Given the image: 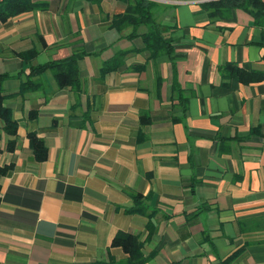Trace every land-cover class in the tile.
I'll return each instance as SVG.
<instances>
[{"label": "crops", "instance_id": "0c3cea01", "mask_svg": "<svg viewBox=\"0 0 264 264\" xmlns=\"http://www.w3.org/2000/svg\"><path fill=\"white\" fill-rule=\"evenodd\" d=\"M33 1L46 9L0 23L4 107L17 125L11 136L0 119V167L12 166L0 177V264L124 261L111 247L117 233L139 238L152 255L145 264H221L239 250L231 264H264V80L222 85L219 73L226 63L264 72L252 18L237 9L210 18L202 5L214 0H153L173 30L183 112L168 59L146 63L141 38H123L131 27H111L123 3ZM32 49L31 64L19 57ZM81 49L79 93L59 90L50 71L29 76L30 65ZM118 51L145 68L101 76ZM29 133L45 161L33 157ZM127 191L146 198L144 215L127 212Z\"/></svg>", "mask_w": 264, "mask_h": 264}, {"label": "trees", "instance_id": "16d2710c", "mask_svg": "<svg viewBox=\"0 0 264 264\" xmlns=\"http://www.w3.org/2000/svg\"><path fill=\"white\" fill-rule=\"evenodd\" d=\"M93 5H100L102 0H85ZM125 5L124 11L114 14L111 20V27L117 32H121L124 27H131V32L124 36L126 40H133L134 38H141L143 48L140 51L149 53L147 62L155 60L158 57L164 56L171 64L172 70V87L171 92L173 98L176 97L180 101L183 112L186 110L187 98L184 91L181 90L177 83L176 65L174 57V47L172 38V28L164 26L158 20L161 4L153 0H118ZM168 8L169 7H162ZM46 9L45 3L34 2L33 0H1L0 1V23H5L7 20L17 17L19 15L43 11ZM202 9L210 18L225 19L234 9L241 10L252 18L253 26L260 28L264 34V1L262 0H214L202 5ZM144 27L145 31L139 33V28ZM122 39V37L120 38ZM42 41V47H46ZM138 52V50H131ZM37 49H32L24 53H20L19 57L23 61L31 62L38 54ZM130 51H118L111 59L105 61L100 68V75L105 76L111 72H127L142 70L145 65L140 67L127 66L124 64V56ZM87 56L86 52L81 49L79 52L73 53L70 57L58 61H50L43 65H30L29 76L41 75L46 71H50L57 83L59 90L70 88L73 92L79 93L81 91V81L78 71V62ZM219 73L222 80V85H226L227 81L235 80L240 84L249 85L258 83L264 80V72L256 70H244L235 63H226L219 67ZM8 76L0 74V119L5 124V131L11 135H16V122L13 121L11 113L8 108L4 107L6 96L2 93V84ZM34 113H31L33 115ZM253 131L252 133H256ZM29 148L37 162H43L47 158V148L42 140L37 138L36 134L29 133ZM8 149L13 150V142H9ZM12 166L0 167V177L10 173ZM133 201V207L128 209V213L145 214L146 206L142 195L127 191ZM143 243L136 235L128 233H117L111 243V247L120 248L127 259L124 261L115 262L114 259L109 258L108 262L102 264H145L151 257L145 258L142 255L141 249ZM241 251H236L230 257L221 262V264H231L239 255Z\"/></svg>", "mask_w": 264, "mask_h": 264}, {"label": "built area", "instance_id": "2783aa9c", "mask_svg": "<svg viewBox=\"0 0 264 264\" xmlns=\"http://www.w3.org/2000/svg\"><path fill=\"white\" fill-rule=\"evenodd\" d=\"M1 1V0H0Z\"/></svg>", "mask_w": 264, "mask_h": 264}]
</instances>
